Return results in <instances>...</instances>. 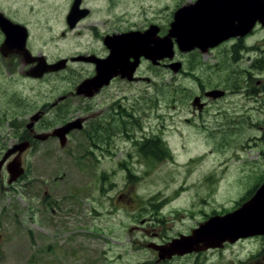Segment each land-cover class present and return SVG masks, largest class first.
<instances>
[{
	"label": "rangeland",
	"instance_id": "374dc122",
	"mask_svg": "<svg viewBox=\"0 0 264 264\" xmlns=\"http://www.w3.org/2000/svg\"><path fill=\"white\" fill-rule=\"evenodd\" d=\"M158 1L170 29L191 0ZM228 43L208 55L178 52L180 73L150 67V83L116 82L86 105L51 110V130L83 114L90 121L64 147L42 143L33 185L0 191V264H264V237L165 260L149 247L236 210L264 183V27ZM84 77L0 75V116L26 120ZM210 90L224 95L193 105ZM142 134L161 153L139 152Z\"/></svg>",
	"mask_w": 264,
	"mask_h": 264
},
{
	"label": "flooded vegetation",
	"instance_id": "af4514ba",
	"mask_svg": "<svg viewBox=\"0 0 264 264\" xmlns=\"http://www.w3.org/2000/svg\"><path fill=\"white\" fill-rule=\"evenodd\" d=\"M198 2L199 0H191L188 5H197ZM185 6L187 5L180 7L176 12ZM173 21H170L169 27ZM260 26L264 27L258 21L245 35L222 40L206 52L200 48L188 52L181 51L173 38L172 60L174 61L178 52L197 53L196 56L208 55L228 45V41L232 39L239 46L241 44L238 43H242L245 38L259 30ZM169 30L168 26L161 22V1L158 0H0V75L16 76L18 79L31 82L46 78L49 84H52V81L48 80L54 76L71 73L82 78L85 75L71 87L68 84V93L30 112L26 120L19 114L0 116V125H6L3 131L5 136H0V191L9 192L19 190V187L33 185L38 156L44 150L40 148L42 143L57 139L61 147H64L69 136L80 133L90 121L87 114H83L66 121L64 119L59 126L51 130L44 124L51 110L62 108L72 100L86 105L116 82L150 83L151 79L148 76L150 67L158 70H161V66L169 68L172 60L169 58L161 60V38L166 37ZM151 50H156L158 54L156 62L150 59ZM112 59L130 65L129 67L133 69L132 79L123 77L120 72L122 68L119 66L114 68ZM177 63H181V68L177 72L180 73L183 63L180 61ZM101 72L118 74L109 81V84L103 85L91 96L88 92L84 94L78 92L84 81L96 77ZM208 92L204 91L199 98L203 99L205 96L213 101L214 98L207 96ZM119 108L122 114V107ZM70 125L72 128L66 134L64 142L59 136L53 135L55 130ZM96 132L100 131L96 128ZM126 139L133 145L135 139L130 133L126 134ZM137 140L135 147L139 152L146 153L152 150L161 153V148L157 147L159 141L149 140L143 134ZM150 145L153 146L149 148ZM125 176L127 181L131 180L127 173ZM167 243L169 241H160L158 245Z\"/></svg>",
	"mask_w": 264,
	"mask_h": 264
},
{
	"label": "water",
	"instance_id": "95a60500",
	"mask_svg": "<svg viewBox=\"0 0 264 264\" xmlns=\"http://www.w3.org/2000/svg\"><path fill=\"white\" fill-rule=\"evenodd\" d=\"M258 21L264 26V0H199L197 5H187L175 13L168 35L161 38V60H172L173 38L181 51L188 52L200 48L206 52L222 40L245 35ZM157 55L156 50L150 51V59L153 62H156ZM112 63L114 68H122L120 72L123 77L132 79L133 69L130 65L121 64L114 59ZM169 68L176 74L181 68V63H172ZM117 74L101 72L96 77L84 81L78 92H88L91 96L103 85L109 84ZM223 95L224 92L220 90L207 93L208 97L214 99ZM193 105L199 109L203 107L199 97ZM70 128L72 125L55 130L53 135L59 136L64 142ZM13 178L15 180V177ZM256 236L264 237V183L236 210L212 216L193 229L189 235H181L165 245L152 244L150 247L158 252L160 260H165L174 256L221 249L227 243L235 244L241 239Z\"/></svg>",
	"mask_w": 264,
	"mask_h": 264
},
{
	"label": "trees",
	"instance_id": "16d2710c",
	"mask_svg": "<svg viewBox=\"0 0 264 264\" xmlns=\"http://www.w3.org/2000/svg\"><path fill=\"white\" fill-rule=\"evenodd\" d=\"M163 145V144H162ZM153 145H150L149 148H151ZM164 147V146H163ZM164 150L166 151L165 147H164ZM146 154H149L150 156H153V154H155V152H153L152 150H150L148 153ZM252 196V195H251Z\"/></svg>",
	"mask_w": 264,
	"mask_h": 264
}]
</instances>
